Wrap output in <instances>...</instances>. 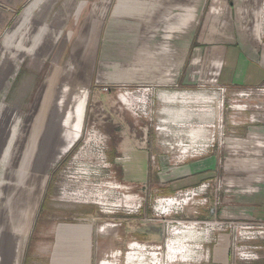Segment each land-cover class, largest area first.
<instances>
[{"label":"rangeland","instance_id":"rangeland-1","mask_svg":"<svg viewBox=\"0 0 264 264\" xmlns=\"http://www.w3.org/2000/svg\"><path fill=\"white\" fill-rule=\"evenodd\" d=\"M235 1L202 0L181 27L167 20L184 14L191 0H0L6 264L16 252L17 264H220L225 238L230 264L264 263V239L245 241L227 228L264 224L249 219L250 209L264 218V203L254 199L264 192V138L250 131L264 126V93L229 91L206 75L202 61L191 67L200 55H190L173 90L217 93L184 111L206 110L216 119L206 129L216 138L202 148L185 138L191 122L184 116L165 141L158 131L164 105L154 97L168 85L155 76L167 42L186 27L200 35L235 22V7L243 13L238 20L250 25L262 2L241 8ZM122 39L128 52L118 58ZM107 56L120 60L117 72L107 69L115 63ZM140 92L151 96L145 109L131 101ZM196 118L190 131L203 129ZM192 164L201 170L186 184L184 168ZM210 224L214 235L202 240ZM247 251L257 260H245Z\"/></svg>","mask_w":264,"mask_h":264},{"label":"crops","instance_id":"crops-1","mask_svg":"<svg viewBox=\"0 0 264 264\" xmlns=\"http://www.w3.org/2000/svg\"><path fill=\"white\" fill-rule=\"evenodd\" d=\"M201 1L202 0H196L195 2V0H191V2L189 3L188 2H186V4L184 3V7H185L184 14L172 15L171 18L167 20V24H171V25L179 24L181 25V27H183L185 24L186 26V24L190 20L189 18H193V14L195 12H198L200 6L199 4ZM261 1H262L260 2L261 7L259 9L260 11L258 10L257 12V9L253 11L250 25L247 23V21L241 22L238 20L239 16H243V13L242 12L239 13L238 9L235 7L234 14H235V18L237 19L235 22H232L231 24L228 22L222 23V25L220 27L218 26L219 28L217 29L214 27L216 25H212L214 29L211 30L209 29L207 31L202 30V33H200V35L195 34L193 32H189V29H187V27L185 29L184 27L185 31L182 32V35L166 43L165 45L166 48L161 53V55L163 56L162 59L165 61L163 64L164 67L158 69L157 74H155V76H157L159 81L166 82L168 83V85L166 86L161 85L160 86L161 89L158 90L159 92L154 96L156 101L164 105L163 106L164 110L162 113L163 116H161L162 117L161 120L158 121V126H159L158 131L162 132L165 135L166 137L165 141H169L170 137H168L169 135L167 134L168 133L171 134V132L173 131L172 127L179 126L178 124L180 118L178 117L181 116H184L185 119H187V121L191 122L190 124H188V128L184 130V133L186 132L185 133L186 139H190L193 143H198L200 145V143L203 144L204 142L205 143L209 142L210 138L211 141L213 140V137L216 138V135L210 137L209 134H206V129L215 128V125H207V123H213L216 120L213 116L209 115V113L206 112V110H203L201 113L197 115H195L196 113L194 114L193 112L190 111L189 113L184 111L193 108L191 105L197 104L195 103V101L201 100L202 103H205L206 100L207 101L209 100L210 96L217 95V93L208 92V91L195 93V92H187L189 90L186 91L173 90L172 83L176 82L180 71L185 66L190 55H194V54L200 55V58H197L196 62L192 60L193 62H191L190 65L191 67L197 66V61H202L203 69L206 75L213 82H218L221 86H224L229 91H240V90L245 91V90L257 89L256 92L258 94L264 93V0ZM254 3L255 2L253 0H237L235 1V6L246 8L248 7L247 4L248 5L250 4L252 6ZM172 7H175V10H177L178 5H173ZM124 9H126V7L122 5L121 10ZM134 10L136 9L133 8L131 11ZM137 10L141 11L142 9L141 10L137 9ZM124 12L125 11L121 12L123 14L120 16L122 18H128L127 17L128 13L127 12L124 13ZM117 13L116 15L119 16V14ZM244 14H248L247 11ZM229 28H231V31L228 32ZM124 33L121 32L122 37H126ZM112 41L114 40H111V42ZM118 41H122L118 45L121 48L120 53L119 52L117 53V56L119 58L121 52L123 53V55L126 54V51L128 52V47H126L127 44L125 39ZM111 42H108V44L111 45L110 44ZM109 54L115 55L116 53H109ZM109 58L113 59L115 63L108 65L107 69L111 73L117 72L121 68V64L119 63L120 60L116 57H111V56H107L106 59ZM194 74L197 75L198 72ZM128 94H130V92L122 94L121 97L124 100H126L128 98ZM150 97H151L150 94H146V93L143 94L142 92H140L136 94L134 98L131 97V101L137 102L138 104H143L141 108L145 109L144 104L146 103L147 99ZM238 100H236L237 103H239ZM130 103L133 104L132 102ZM194 117L198 118V119L196 118L195 120L200 121V123L202 124L201 127L203 128L202 130L200 129L197 132L190 131L189 129L190 127H193L192 124H194L193 123ZM253 120H257V118L253 117ZM250 131L254 133L253 138H255L256 140L260 141L261 138H264V126L251 127ZM198 148H202V145L198 146ZM205 148L206 147L204 146L203 150ZM188 149L189 148H187L185 151L189 153L190 151H194V149L191 150ZM194 166L196 165L192 164L184 168L186 169L184 174L187 177L189 175V177L185 180L186 184L192 183L193 173L200 172L199 170H201L199 169V167H197L198 165L195 168H193ZM171 173H173V171H171ZM177 178L178 177L176 176V179ZM169 180H170L169 185L171 190H173V188L176 189L177 182L175 181V176ZM258 192H259L258 188H255V190L251 191V193H254L256 195L258 194ZM254 199L256 205H259L257 203L258 200L264 203V192L262 194L259 193L258 197L255 196ZM249 213H250L249 219H251L252 221L264 220V218L257 219L258 217L256 218L254 215H252L253 211L251 209ZM241 215L243 216L244 214L241 212ZM241 218L244 219V217ZM210 225H207L206 228H202L203 230L202 240L213 237L214 235V233H212L213 225L212 227ZM221 228L223 229L222 226ZM229 244H230L229 239L225 238L218 245L217 252L219 253L220 257L223 258V261L219 262L220 264H230ZM262 246L264 248V245ZM17 255L18 252H16L12 256L13 258L9 259L8 264H17V259H18ZM255 258L256 257L254 256L250 259L248 258V260H253ZM5 262L6 259L5 258L3 259V257H1L0 255V264H6Z\"/></svg>","mask_w":264,"mask_h":264},{"label":"built area","instance_id":"built-area-1","mask_svg":"<svg viewBox=\"0 0 264 264\" xmlns=\"http://www.w3.org/2000/svg\"><path fill=\"white\" fill-rule=\"evenodd\" d=\"M263 88V87H262ZM258 121V120H256ZM254 120V122H256ZM205 190H208L209 187L208 186H205L204 187ZM183 193V192H182ZM232 227H235L236 230L238 231V234L241 238H243V240L245 241H252V240H258V239H264V224H255V223H252V224H238L237 226H229L227 228H232ZM251 239V240H250ZM258 247H253L252 250H257ZM242 250V248H241ZM247 253L249 254L248 257L245 259V260H248V258H252L254 257L256 254H253L252 252H248ZM252 254V255H250ZM242 255V254H240ZM256 258L253 259V260H257V256H255Z\"/></svg>","mask_w":264,"mask_h":264},{"label":"bare ground","instance_id":"bare-ground-1","mask_svg":"<svg viewBox=\"0 0 264 264\" xmlns=\"http://www.w3.org/2000/svg\"><path fill=\"white\" fill-rule=\"evenodd\" d=\"M21 148H22V147H21ZM44 180H46V177H45V179H44ZM42 187H43V186H42ZM42 187H41V188H42ZM37 188H38V187H37ZM41 188H40V189H41ZM39 191H40V190H39ZM34 201H35V200H34Z\"/></svg>","mask_w":264,"mask_h":264}]
</instances>
